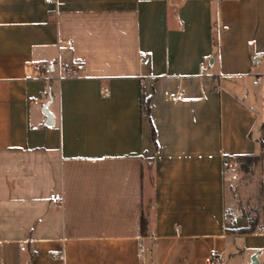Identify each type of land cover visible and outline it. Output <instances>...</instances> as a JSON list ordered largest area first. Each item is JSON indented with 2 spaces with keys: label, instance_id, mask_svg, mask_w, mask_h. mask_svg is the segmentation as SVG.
I'll list each match as a JSON object with an SVG mask.
<instances>
[{
  "label": "crops",
  "instance_id": "crops-1",
  "mask_svg": "<svg viewBox=\"0 0 264 264\" xmlns=\"http://www.w3.org/2000/svg\"><path fill=\"white\" fill-rule=\"evenodd\" d=\"M258 138L253 175L225 179ZM210 252L264 264V0H0V264Z\"/></svg>",
  "mask_w": 264,
  "mask_h": 264
},
{
  "label": "built area",
  "instance_id": "built-area-1",
  "mask_svg": "<svg viewBox=\"0 0 264 264\" xmlns=\"http://www.w3.org/2000/svg\"><path fill=\"white\" fill-rule=\"evenodd\" d=\"M52 0H45L46 3H51ZM142 60V58H141ZM49 69V65L48 64H37L35 65V70L36 71H43V70H48ZM83 69V66L81 64L69 67L66 70L65 76L68 79H74L76 78L77 74L79 71H81ZM204 66H200L199 67V73L202 74L204 71ZM260 80L257 79L255 80L254 84L258 83ZM175 98H173L174 100ZM222 172H223V177L227 180L230 181H236L238 178V174H239V168L238 165L230 160L229 158H224L222 161ZM62 196L61 195H55L49 198V202L51 204H55V205H59L62 203ZM225 226L227 228H231L234 226V222L232 219L230 218H226L225 220ZM143 252V248H140L139 250V254H141ZM52 258L55 259H63V255L59 254V253H54L52 254ZM207 264H220L219 260H218V255L216 252H210L209 256H208V261Z\"/></svg>",
  "mask_w": 264,
  "mask_h": 264
},
{
  "label": "trees",
  "instance_id": "trees-1",
  "mask_svg": "<svg viewBox=\"0 0 264 264\" xmlns=\"http://www.w3.org/2000/svg\"><path fill=\"white\" fill-rule=\"evenodd\" d=\"M150 106L148 100L144 98L143 95L140 96V113L141 116H145L149 114ZM256 143L258 145V151L254 155L248 156H239L235 159H230L234 161L239 168V171L245 177H251L255 170L260 166L263 156V143L261 139H256ZM239 209L241 210V215L247 220L248 226L246 229L240 230L239 233L242 234H251L254 233L258 228V219H259V211L256 210L254 215L251 216L250 213L246 212L241 208L239 204ZM144 225V220H143Z\"/></svg>",
  "mask_w": 264,
  "mask_h": 264
},
{
  "label": "rangeland",
  "instance_id": "rangeland-1",
  "mask_svg": "<svg viewBox=\"0 0 264 264\" xmlns=\"http://www.w3.org/2000/svg\"><path fill=\"white\" fill-rule=\"evenodd\" d=\"M241 178H242V175L238 174V178L236 181H232L233 183L235 184H240L241 183ZM248 180V179H246ZM258 184V174L255 175V180L253 182V186H257ZM249 195L247 193V199H248ZM246 198H244L242 201H241V208L243 210H245L246 212L250 213L251 216L254 215L255 211L258 210V204H257V194L254 196L253 198V201H248ZM230 199V198H229ZM231 200H228V202H230Z\"/></svg>",
  "mask_w": 264,
  "mask_h": 264
}]
</instances>
